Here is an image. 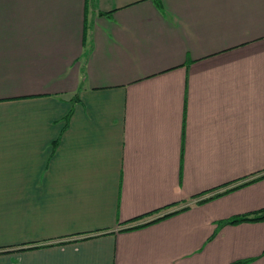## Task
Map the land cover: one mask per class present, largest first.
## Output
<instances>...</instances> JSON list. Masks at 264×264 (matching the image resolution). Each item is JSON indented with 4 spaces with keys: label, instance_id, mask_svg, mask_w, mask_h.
I'll return each instance as SVG.
<instances>
[{
    "label": "crops",
    "instance_id": "crops-1",
    "mask_svg": "<svg viewBox=\"0 0 264 264\" xmlns=\"http://www.w3.org/2000/svg\"><path fill=\"white\" fill-rule=\"evenodd\" d=\"M263 174L264 0H0V264H264Z\"/></svg>",
    "mask_w": 264,
    "mask_h": 264
},
{
    "label": "trees",
    "instance_id": "trees-1",
    "mask_svg": "<svg viewBox=\"0 0 264 264\" xmlns=\"http://www.w3.org/2000/svg\"><path fill=\"white\" fill-rule=\"evenodd\" d=\"M261 176L264 177V174L261 175ZM261 176H259V177H257V178H254V179H250V180H247V181L241 182L240 184L233 185L231 188L225 189V190H223V191L220 192V193H216L215 195H212V196L208 197L207 199H204V200H202V201H200V202H206V201L211 200V199H213L214 197H217V196H219V195H221V194H223V193L230 192V191H232V190H234V189H236V188H238V187H240V186H243V185L249 184V183H251V182H253V181H255V180H258V179L262 178ZM187 208H188V207L186 206V207H183V208H181V209H178V210H175V211H172V212L166 213V214H164V215H162V216H160V217L155 218V219L152 220V221L146 222V223L141 224V225H139V226L129 227V228H126L125 230H128V229L130 230V229H134V228L142 227V226H145V225H149V224H151V223H154V222H157V221L162 220V219H164V218H167V217H169V216H171V215H173V214H175V213H177V212H179V211L185 210V209H187ZM262 220H264V210L259 211V212H257V213H254V214H252V215H241V216H235V217H232V218H230V219H227V220H224V221L220 222V223H219V226L228 225V224H238V223L247 222V221H262ZM247 262H249V260H246V261H240V262H238V264H245V263H247Z\"/></svg>",
    "mask_w": 264,
    "mask_h": 264
}]
</instances>
